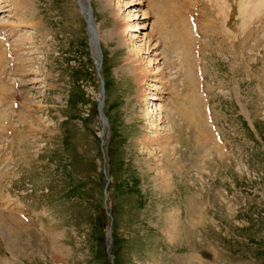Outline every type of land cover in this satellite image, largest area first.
<instances>
[{
	"label": "rangeland",
	"instance_id": "obj_1",
	"mask_svg": "<svg viewBox=\"0 0 264 264\" xmlns=\"http://www.w3.org/2000/svg\"><path fill=\"white\" fill-rule=\"evenodd\" d=\"M26 1L0 0V264H264V23L83 0L93 40L77 0Z\"/></svg>",
	"mask_w": 264,
	"mask_h": 264
},
{
	"label": "bare ground",
	"instance_id": "obj_2",
	"mask_svg": "<svg viewBox=\"0 0 264 264\" xmlns=\"http://www.w3.org/2000/svg\"><path fill=\"white\" fill-rule=\"evenodd\" d=\"M22 1V3H25V7H30V3H26L27 1L26 0H21ZM79 1H81V3H82V1L83 0H79ZM163 1H165V0H163ZM211 1H214V2H221L220 3V9H218L219 10V13H221V14H224V17L222 18V19H224V21L223 22H225L226 20H227V22L229 21V19H230V21H231V18H233L235 15H238L239 14V19H240V22L237 24L236 23V20L234 19L233 20V22H234V24H236V26L237 27H239V25H240V27L241 28H248V26L250 25L249 23L251 22V23H253V21L254 20H256V22H260L261 24H263L264 23V17H263V15H264V0H211ZM84 2V1H83ZM143 1H141V3H142ZM166 3H167V5L166 6H162L163 7V9L166 11L167 9L171 12V11H175L176 9H177V7L175 8V7H173V8H175V10L173 9V8H171V7H169L168 6V0H166L165 1ZM172 3L174 4V6L176 5L175 4V2H174V0H172ZM138 4L140 5V1H138V3H135L133 6H138ZM152 4H154V2L152 3ZM84 5H86L85 4V2H84V4H82V6H83V8L84 9H87V7H84ZM2 6V5H1ZM0 6V7H1ZM154 7H156V8H158L157 6H156V4L154 5ZM178 7H180L179 5H178ZM194 6H192V7H189L190 9L191 8H193ZM159 9V8H158ZM160 10V9H159ZM192 11H194L193 9H191ZM20 11V10H19ZM18 11V12H19ZM21 12H22V9H21ZM160 12H161V15H165V13L166 12H163V11H161L160 10ZM234 14V15H233ZM255 14H257L258 15V17H256L255 16ZM178 18H182V17H180V15L178 16V14H175ZM256 17V18H254V17ZM262 18H261V17ZM177 18V19H178ZM251 18H253V19H251ZM179 19V20H180ZM178 20V22H177V20H176V22L177 23H179V24H182V26H184L185 28L187 27V26H185L184 25V23L182 22V21H179ZM2 21V20H1ZM26 22V21H25ZM231 23V22H230ZM33 24H34V26H35V23L33 22ZM37 25V24H36ZM190 26V25H189ZM232 26V25H231ZM230 26V27H231ZM30 27H33L31 24H30ZM129 27V31H131V30H135V26H133L132 25V23L128 26ZM250 27V26H249ZM176 29H179L180 30V28H181V26H179V25H177L176 27H175ZM187 28H189V29H191V27H187ZM232 28H233V30L234 31H236L235 30V27L234 26H232ZM242 29V30H243ZM13 30H15L14 28H12L11 29V31H13ZM21 30V29H20ZM245 30V29H244ZM19 31V30H18ZM6 32V31H5ZM5 32H2V30L0 31V35H2V36H0V42L3 44V48H4V50L2 49V46H1V43H0V68L3 66V65H5V63H7V62H4L5 60L4 59H7V61H8V57L9 58H11V56L12 57H15L16 55H15V53L13 54V52H11V53H9L10 55H8V38H9V33L7 32V33H5ZM131 32H134V31H131ZM159 32H164V31H162L161 30V28H160V31ZM159 34V33H158ZM162 34V33H161ZM164 34V33H163ZM162 34V35H163ZM193 34V33H192ZM14 35V34H13ZM161 35V36H162ZM174 35H175V32H172V36L174 37ZM164 36V35H163ZM190 36V35H189ZM189 36L187 37V38H185V39H191V38H189ZM28 38V37H27ZM185 39H182V41L180 42V44H181V47L182 46H187V45H191V43L192 42H189L190 40H188V41H186ZM185 40V42H183ZM131 41V40H130ZM132 42V41H131ZM133 43V42H132ZM10 45V44H9ZM194 46H195V44H193ZM5 46L6 47H8L7 49L5 48ZM198 46V45H197ZM144 48V47H143ZM150 49V47L149 46H146L144 49H142V47L140 46L139 48H133L130 52H132V56L134 57V59H135V57H137L138 56V53L140 52V51H143V50H149ZM146 51V52H147ZM137 53V54H136ZM15 55V56H14ZM129 55V54H128ZM18 57V56H17ZM129 57H131V55L129 56ZM131 59H133V58H131ZM13 60V59H12ZM16 60V59H15ZM18 60H20V61H24V60H22V58L21 57H19V59ZM129 60H130V58H129ZM17 61V60H16ZM19 61V62H20ZM135 62H136V60H135ZM148 64H151V60L149 61V63ZM13 65V64H12ZM132 66H133V64H132ZM13 67H15V64H14V66ZM138 67V66H137ZM6 69H9V68H5V71H6ZM12 69V68H11ZM15 69V68H14ZM185 69H186V79L188 80V82L187 83H189L190 84V86H193L194 85V83H192L191 81H190V79H191V75H192V69H190L189 67H185ZM136 71L134 72V75H136L137 77H138V80H139V78L141 77V76H139V74H141L142 73V71H141V73H139V71L140 70H138V68L137 69H135ZM9 71V70H8ZM145 72H146V69L144 70ZM6 73V72H5ZM0 76H1V73H0ZM1 80V79H0ZM140 80H142V79H140ZM10 87H12L10 84L7 86V83H6V81H5V83H3L2 81H0V95H1V97H0V102H4V101H6L7 99H9L10 97L12 98V95H13V87L12 88H10ZM15 91V90H14ZM19 94V93H18ZM14 96H15V94H14ZM13 96V97H14ZM151 100H153V98H151ZM193 100H191V102H192ZM199 104H196V102H192V107H191V109H190V111L189 112H191V114H189V119H187V120H189V121H194V120H198L199 119V117H201V112L200 111H198V108H197V106H198ZM200 109V108H199ZM206 111H204V113H205ZM188 115V114H187ZM204 115H202V117H203ZM186 118H188V116H186ZM188 122V121H187ZM203 122H199V124H197L198 126L199 125H201L202 127H203ZM203 128H206L205 127V125H204V127Z\"/></svg>",
	"mask_w": 264,
	"mask_h": 264
},
{
	"label": "water",
	"instance_id": "obj_3",
	"mask_svg": "<svg viewBox=\"0 0 264 264\" xmlns=\"http://www.w3.org/2000/svg\"><path fill=\"white\" fill-rule=\"evenodd\" d=\"M85 20H86V27L88 29V32L90 35H94V29H93V19L92 16L88 13H84Z\"/></svg>",
	"mask_w": 264,
	"mask_h": 264
}]
</instances>
